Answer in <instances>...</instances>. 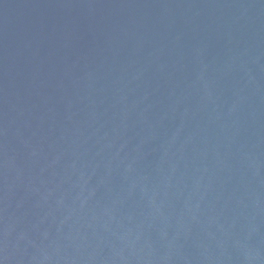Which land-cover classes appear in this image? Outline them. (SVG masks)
<instances>
[{
  "label": "water",
  "instance_id": "water-1",
  "mask_svg": "<svg viewBox=\"0 0 264 264\" xmlns=\"http://www.w3.org/2000/svg\"><path fill=\"white\" fill-rule=\"evenodd\" d=\"M0 264H264V0H0Z\"/></svg>",
  "mask_w": 264,
  "mask_h": 264
}]
</instances>
